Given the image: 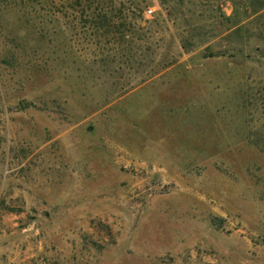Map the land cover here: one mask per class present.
<instances>
[{"label":"rangeland","instance_id":"374dc122","mask_svg":"<svg viewBox=\"0 0 264 264\" xmlns=\"http://www.w3.org/2000/svg\"><path fill=\"white\" fill-rule=\"evenodd\" d=\"M0 264H264V0H0Z\"/></svg>","mask_w":264,"mask_h":264},{"label":"built area","instance_id":"2783aa9c","mask_svg":"<svg viewBox=\"0 0 264 264\" xmlns=\"http://www.w3.org/2000/svg\"><path fill=\"white\" fill-rule=\"evenodd\" d=\"M151 12H152L151 10H150V11H148V14H151Z\"/></svg>","mask_w":264,"mask_h":264}]
</instances>
